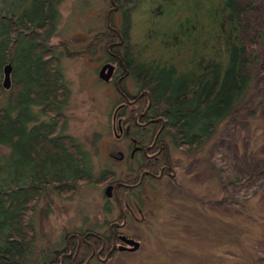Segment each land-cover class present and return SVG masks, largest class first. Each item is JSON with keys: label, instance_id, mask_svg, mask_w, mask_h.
<instances>
[{"label": "trees", "instance_id": "16d2710c", "mask_svg": "<svg viewBox=\"0 0 264 264\" xmlns=\"http://www.w3.org/2000/svg\"><path fill=\"white\" fill-rule=\"evenodd\" d=\"M107 1L110 27L80 52L51 43L62 0H9L0 6V147L9 150L0 158V264L43 262L33 255V216L50 192L71 197L82 183L106 187L114 180L107 170L95 180L89 156L65 133L72 92L58 49L78 58L104 45L126 77L115 86L119 97L146 92L137 112L149 107L165 119L173 147L190 159L253 93L259 54L243 41L241 3L250 1L248 10L259 0ZM7 65L10 89L3 86ZM128 79L136 93L126 88ZM104 195L110 199L106 190Z\"/></svg>", "mask_w": 264, "mask_h": 264}, {"label": "rangeland", "instance_id": "374dc122", "mask_svg": "<svg viewBox=\"0 0 264 264\" xmlns=\"http://www.w3.org/2000/svg\"><path fill=\"white\" fill-rule=\"evenodd\" d=\"M249 4L241 3L242 35L246 48L259 54L253 93L196 158L186 163L187 168L178 171L174 181L149 180L138 190L147 193L145 215H137L146 225L136 222L141 229L135 233L145 241L148 260L139 256L122 263L259 264L264 259V42L260 37L264 34V0L246 10ZM110 9L107 0H62L51 43H64L74 52L86 50L97 34L106 32ZM114 18L119 25L120 16ZM57 53L72 92L65 133L73 136L89 156L95 180L105 170L124 179L130 165L119 163L111 155L127 153L129 141L119 139L114 117L120 97L115 84L99 77L108 59L104 45L86 57L68 58L60 49ZM125 82L132 93L137 92L131 80ZM8 153L7 148L0 147V158ZM173 153L174 161L185 158L175 150ZM231 175L239 182L233 183ZM105 190L103 184L82 183L71 197L49 191V201L41 199L33 216V255L44 261L55 248L63 246L66 234L87 223L111 220L113 215H107L106 209L116 204L106 199Z\"/></svg>", "mask_w": 264, "mask_h": 264}, {"label": "flooded vegetation", "instance_id": "af4514ba", "mask_svg": "<svg viewBox=\"0 0 264 264\" xmlns=\"http://www.w3.org/2000/svg\"><path fill=\"white\" fill-rule=\"evenodd\" d=\"M107 65L113 67L112 78L107 83L114 82L116 88H119L126 78L124 73L109 58L101 69ZM108 70L109 68L106 72ZM120 93V104L114 118L118 120L119 139L128 140L129 143L127 153L119 151L111 157L119 163H128L130 168L124 179L115 178L112 172L114 180L106 186V191L111 189L109 200L116 204L115 208L111 205L107 212L113 218L102 223H87L81 229L66 234L63 246L55 248L40 264H125L122 263L124 259L139 256L142 261L148 260L145 241L135 233L141 229L140 224L146 225L137 215H145L147 193H140L138 190L149 180L158 183L165 179L174 181L178 171L187 168L186 163L194 159L188 158L190 154L183 149L173 147L165 132V119L159 116L156 118L150 113L149 107L143 112H137L146 92L131 96ZM132 114H135L134 120L130 122ZM134 124L137 128L133 127ZM174 150L186 159L177 158L174 161ZM178 162L184 164L176 165ZM124 189L129 191L123 193ZM132 240L138 246L129 242Z\"/></svg>", "mask_w": 264, "mask_h": 264}, {"label": "water", "instance_id": "95a60500", "mask_svg": "<svg viewBox=\"0 0 264 264\" xmlns=\"http://www.w3.org/2000/svg\"><path fill=\"white\" fill-rule=\"evenodd\" d=\"M109 23V27H110V22ZM110 65L104 66L99 74V77L102 81L104 82H109L112 78V74H113V67H109ZM109 68L108 72L107 69ZM11 74H12V65H7L5 67L4 70V82H3V86L5 89H10L11 85H12V80H11ZM107 196L111 195V189L108 188L106 191ZM133 244H135L136 246H138V243H136L135 241H129Z\"/></svg>", "mask_w": 264, "mask_h": 264}]
</instances>
